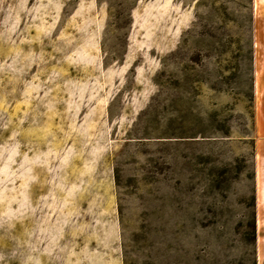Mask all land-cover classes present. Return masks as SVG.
<instances>
[{"label":"rangeland","instance_id":"1","mask_svg":"<svg viewBox=\"0 0 264 264\" xmlns=\"http://www.w3.org/2000/svg\"><path fill=\"white\" fill-rule=\"evenodd\" d=\"M263 103L264 0H0V264H264Z\"/></svg>","mask_w":264,"mask_h":264},{"label":"crops","instance_id":"2","mask_svg":"<svg viewBox=\"0 0 264 264\" xmlns=\"http://www.w3.org/2000/svg\"><path fill=\"white\" fill-rule=\"evenodd\" d=\"M264 106V103H263ZM264 108V107H263ZM264 146V145H262ZM261 155L264 157V148H261ZM257 215H264V160H260L257 168ZM264 224L261 221V218L258 219V228L260 231V226ZM260 243V241H259ZM261 249L259 248L260 261L259 264H262Z\"/></svg>","mask_w":264,"mask_h":264}]
</instances>
